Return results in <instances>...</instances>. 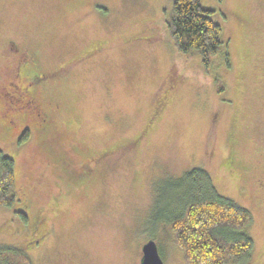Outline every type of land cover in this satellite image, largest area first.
Instances as JSON below:
<instances>
[{"label": "rangeland", "instance_id": "1", "mask_svg": "<svg viewBox=\"0 0 264 264\" xmlns=\"http://www.w3.org/2000/svg\"><path fill=\"white\" fill-rule=\"evenodd\" d=\"M202 3L226 41L209 64L178 50L171 0H0V149L20 198L0 205V248L33 264H140L153 238L165 264H183L151 219L155 188L202 167L253 215L251 255L227 264H264V0ZM33 70L55 72L37 96L53 137L15 84Z\"/></svg>", "mask_w": 264, "mask_h": 264}, {"label": "trees", "instance_id": "2", "mask_svg": "<svg viewBox=\"0 0 264 264\" xmlns=\"http://www.w3.org/2000/svg\"><path fill=\"white\" fill-rule=\"evenodd\" d=\"M165 23L183 53L202 55L205 64L225 44L223 25L212 18L213 9L202 0H171ZM40 121L46 122L45 118ZM29 139L25 129L18 138ZM15 160L0 149V205L14 206L20 198L14 190ZM151 219L167 226L182 253L183 264H227L232 258L249 257L253 239L242 230L253 221L250 210L223 196L210 173L193 167L180 176L161 178L156 183ZM23 220L28 217L19 211ZM34 242V240L32 241ZM0 264H33L25 248H0Z\"/></svg>", "mask_w": 264, "mask_h": 264}, {"label": "flooded vegetation", "instance_id": "3", "mask_svg": "<svg viewBox=\"0 0 264 264\" xmlns=\"http://www.w3.org/2000/svg\"><path fill=\"white\" fill-rule=\"evenodd\" d=\"M30 55L31 54H29L28 52L21 53L19 61L21 62L22 61L21 58H24L25 56L31 57ZM23 65H22V67H23ZM29 68L30 67L25 66V69L29 70ZM21 69L22 68H20L18 70L19 74H21V72H22ZM25 69H24V71H25ZM54 74H55V72H46V74L45 73H39L36 70V71H34L32 73V75L29 76L30 80H28L25 83H22V85L21 84H17V83L14 82L18 87H21V89L18 88V90L21 91L20 94L24 97V102H25L26 106H27V103H28L29 106L33 109L34 114L37 116V118L35 117V128L39 129V130H42V132H45V131L49 130V133L52 135V137L54 135H56V131H55V128L52 127L51 124H50L51 115H50L49 111L47 110L46 106H44L38 100L37 96H38V91L42 90L41 89L42 83L44 81H46L47 77L52 78ZM44 76H45V79H44ZM33 83H37V85H34ZM159 108H161V107H159ZM42 118H45L46 123L40 121ZM38 120H39V122H38ZM48 136H49V134L45 135L46 140L48 139ZM46 140H45V144L48 145L46 148L48 150H50L51 149V144H50L49 141H48L49 142L48 143ZM131 142L133 143L134 148L138 145V144L136 145L137 140H133ZM127 145H130V142L126 143V145H124V146H127ZM96 158H98V157H96ZM68 176L70 178L69 179L70 180V184L74 185V170L69 171ZM26 215H27L28 219L31 218V215H28V214H26ZM39 216L40 215H35L33 223L36 222L35 218H38ZM38 222H36V223H38ZM141 257H142V254H141Z\"/></svg>", "mask_w": 264, "mask_h": 264}, {"label": "water", "instance_id": "4", "mask_svg": "<svg viewBox=\"0 0 264 264\" xmlns=\"http://www.w3.org/2000/svg\"><path fill=\"white\" fill-rule=\"evenodd\" d=\"M142 252L140 264H165L155 239L147 240L142 246Z\"/></svg>", "mask_w": 264, "mask_h": 264}]
</instances>
